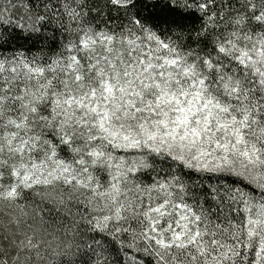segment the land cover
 <instances>
[{"label":"snow or ice","instance_id":"snow-or-ice-1","mask_svg":"<svg viewBox=\"0 0 264 264\" xmlns=\"http://www.w3.org/2000/svg\"><path fill=\"white\" fill-rule=\"evenodd\" d=\"M0 264H264V0H0Z\"/></svg>","mask_w":264,"mask_h":264}]
</instances>
